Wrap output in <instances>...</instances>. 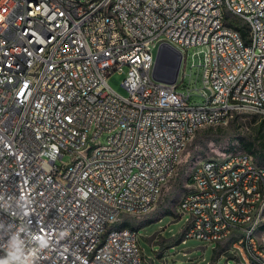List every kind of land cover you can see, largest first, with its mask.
<instances>
[{"label": "built area", "instance_id": "obj_1", "mask_svg": "<svg viewBox=\"0 0 264 264\" xmlns=\"http://www.w3.org/2000/svg\"><path fill=\"white\" fill-rule=\"evenodd\" d=\"M223 10L234 13L230 29H220ZM162 44L181 54L173 84L153 78ZM192 47L202 53L200 104L179 89ZM113 73L126 97L107 85ZM235 102L264 116V0H0V194L32 201L27 217L0 208V257L23 224L53 233L37 264H153L137 229L108 228L147 216L187 132L232 118ZM189 189L196 197L174 211L189 217L183 239H231L223 253L235 264H264V170L243 151L224 166L206 159Z\"/></svg>", "mask_w": 264, "mask_h": 264}, {"label": "rangeland", "instance_id": "obj_2", "mask_svg": "<svg viewBox=\"0 0 264 264\" xmlns=\"http://www.w3.org/2000/svg\"><path fill=\"white\" fill-rule=\"evenodd\" d=\"M197 50V47L188 50L186 75L179 89L190 91L191 102L200 104L203 70L198 66L202 53L196 55ZM123 79V74L113 73L106 83L117 95L126 97ZM104 140L105 136H102L98 143L102 144ZM248 143H253L254 149L264 153V116L261 114L238 112L221 124L201 128L191 138L182 152L174 177L164 183L153 210L145 217L130 218L128 222L130 227L137 229L140 248L153 264H235L231 255L223 253L232 243L231 239L222 243L195 238L181 240L189 217L178 218L174 211L183 194L190 190H187L190 173L197 164L210 158L222 159L235 152H247L244 146ZM67 161V157L62 160L63 163Z\"/></svg>", "mask_w": 264, "mask_h": 264}, {"label": "clouds", "instance_id": "obj_3", "mask_svg": "<svg viewBox=\"0 0 264 264\" xmlns=\"http://www.w3.org/2000/svg\"><path fill=\"white\" fill-rule=\"evenodd\" d=\"M132 86L136 87L135 84ZM31 204L32 201L27 195L19 197L10 196L5 199V196L0 194V208L6 210L15 205L19 210L16 214L22 217L29 215ZM6 230L7 226L0 221V232ZM55 235L56 239L60 240L64 239L68 233L60 231ZM25 236L27 239H25ZM52 240V232H45L43 229L40 232H33L26 225L22 224L9 234L5 245H3L5 255L0 257V264H37L39 254L51 248Z\"/></svg>", "mask_w": 264, "mask_h": 264}, {"label": "bare ground", "instance_id": "obj_4", "mask_svg": "<svg viewBox=\"0 0 264 264\" xmlns=\"http://www.w3.org/2000/svg\"><path fill=\"white\" fill-rule=\"evenodd\" d=\"M223 18H226V21L220 22V29H230V25H234V13H230V10H223ZM241 35L243 36V38H246V44H253L251 23H244L243 25H241ZM23 38H31V31H23ZM235 111H237V113L251 111V102H235ZM229 118H231L230 114H223L222 121H220V124L227 121ZM214 125H218V124L212 123L211 120H204V123L195 126V130L188 131L187 134L185 135L184 141L182 142V152L197 130L203 127L214 126ZM245 154L250 156V159L252 160V163L255 164L256 168L260 170H264L263 164L261 165L257 163L256 160H254L250 154L248 153ZM226 158H235V153L226 156ZM204 162L205 160L197 164L192 169L190 173V181L196 179L198 169L200 168L201 165H204ZM224 163H225V158L217 159V166H224ZM170 178H168L166 182ZM195 197H196V189H190L188 192L183 194L180 201H187V198H195ZM177 210H179V203ZM124 216H132V210H120V217H124ZM258 217L260 221H264V210H258ZM123 223L124 222L112 224V226L108 228V237H117L118 234H122L123 232H132V229L123 226L122 225Z\"/></svg>", "mask_w": 264, "mask_h": 264}, {"label": "water", "instance_id": "obj_5", "mask_svg": "<svg viewBox=\"0 0 264 264\" xmlns=\"http://www.w3.org/2000/svg\"><path fill=\"white\" fill-rule=\"evenodd\" d=\"M181 64V54L168 46L162 44L156 55L153 78L156 81L173 84L176 82Z\"/></svg>", "mask_w": 264, "mask_h": 264}, {"label": "trees", "instance_id": "obj_6", "mask_svg": "<svg viewBox=\"0 0 264 264\" xmlns=\"http://www.w3.org/2000/svg\"><path fill=\"white\" fill-rule=\"evenodd\" d=\"M200 130V129H199ZM198 131V130H197ZM196 131V132H197ZM196 132L194 133V135L196 134ZM194 135H193V137H194ZM244 149L247 151V152H245V153H248V154H250L252 157H253V159L254 160H256V162L257 163H259V164H263L264 165V153H262L260 150H258V149H254V147H253V143H248L247 145H245L244 146ZM261 162V163H260ZM190 179V178H189ZM123 226H125V227H129V228H131L132 229V227H130L129 225H128V222H124L123 224H122ZM181 240H183V237L181 238Z\"/></svg>", "mask_w": 264, "mask_h": 264}]
</instances>
